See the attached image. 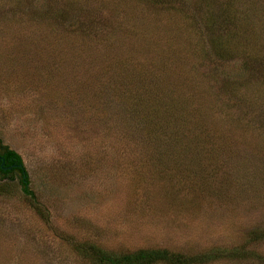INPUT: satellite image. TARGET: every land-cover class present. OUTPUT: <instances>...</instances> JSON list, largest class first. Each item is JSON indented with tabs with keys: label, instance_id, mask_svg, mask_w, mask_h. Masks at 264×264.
I'll return each instance as SVG.
<instances>
[{
	"label": "rangeland",
	"instance_id": "1",
	"mask_svg": "<svg viewBox=\"0 0 264 264\" xmlns=\"http://www.w3.org/2000/svg\"><path fill=\"white\" fill-rule=\"evenodd\" d=\"M0 142V264H264V0H0Z\"/></svg>",
	"mask_w": 264,
	"mask_h": 264
},
{
	"label": "trees",
	"instance_id": "2",
	"mask_svg": "<svg viewBox=\"0 0 264 264\" xmlns=\"http://www.w3.org/2000/svg\"><path fill=\"white\" fill-rule=\"evenodd\" d=\"M219 49H224V47L218 46V49H215L217 55L220 54L222 56L224 52L231 53L227 50H219ZM222 51L224 52L221 54ZM146 106L149 105L147 104ZM155 107L153 106L151 108L147 107L146 110H143V114L141 116H142L143 124H145V126L147 125L146 127H148L147 129L151 127L149 125L153 126L151 128L155 132L154 134H152V136L150 135V137H154L158 139L160 137L159 136L160 134L158 132L161 129V127L167 124L170 121L169 119L177 118L178 114L181 112L179 111L178 113L176 112L175 109H172L169 101L165 103L163 102L162 105ZM156 109L160 110L158 122L149 120L151 119L152 115L153 116L155 115V114L151 115L150 113H154L155 111H157ZM165 136L168 138L170 137L168 132ZM165 142L166 145L164 146V149L170 151V145H168L167 141ZM159 143L161 144L160 138H159ZM0 157H1V161H3V164L1 165L2 167L0 166V177H5L9 175V173L16 171L19 174L18 178L22 186V190L25 193H28L26 189V183H27L26 173L22 167L20 156L15 151L9 149L6 145L0 142ZM75 247L77 251L82 252L89 259H91V261H93L94 264H155L157 261H164L167 262L168 264H185L187 261L190 260V259L180 260L181 258L177 254L169 252L168 250L162 248H154V249L140 248L123 253H111L93 244L81 243ZM85 250L86 252H84Z\"/></svg>",
	"mask_w": 264,
	"mask_h": 264
},
{
	"label": "flooded vegetation",
	"instance_id": "3",
	"mask_svg": "<svg viewBox=\"0 0 264 264\" xmlns=\"http://www.w3.org/2000/svg\"><path fill=\"white\" fill-rule=\"evenodd\" d=\"M0 161H1V157H0ZM2 162V164H3V161H1ZM1 162H0V164H1ZM1 166V165H0ZM2 167V166H1Z\"/></svg>",
	"mask_w": 264,
	"mask_h": 264
},
{
	"label": "water",
	"instance_id": "4",
	"mask_svg": "<svg viewBox=\"0 0 264 264\" xmlns=\"http://www.w3.org/2000/svg\"><path fill=\"white\" fill-rule=\"evenodd\" d=\"M0 165H2V162H1V164Z\"/></svg>",
	"mask_w": 264,
	"mask_h": 264
}]
</instances>
